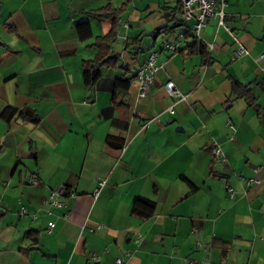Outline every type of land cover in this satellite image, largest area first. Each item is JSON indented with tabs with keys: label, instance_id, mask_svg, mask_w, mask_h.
I'll list each match as a JSON object with an SVG mask.
<instances>
[{
	"label": "crops",
	"instance_id": "1",
	"mask_svg": "<svg viewBox=\"0 0 264 264\" xmlns=\"http://www.w3.org/2000/svg\"><path fill=\"white\" fill-rule=\"evenodd\" d=\"M226 1L227 29L210 20L201 33L204 58L187 49L193 38L181 41L185 28L158 32L173 25L164 7L178 0L135 6L127 20L132 0H0V264H264V0ZM106 7L123 18L113 45L120 61L109 68L118 71L104 77H131L152 52L164 63L141 102L132 81L115 112L129 121L125 131L102 116L111 95L83 77L96 39L112 29L89 13ZM82 21L93 34L84 41L76 31ZM162 34L178 52L157 44ZM145 38L153 44L140 52ZM241 46L248 55L238 57ZM170 81L186 100L168 95ZM235 82L251 89L259 108L234 98ZM7 107L30 108L40 122L8 123ZM110 134L125 139L123 149L107 145ZM99 179L106 186L95 199ZM62 188L76 196L47 206ZM140 197L156 203L151 219L131 214ZM31 231L38 240L26 236Z\"/></svg>",
	"mask_w": 264,
	"mask_h": 264
},
{
	"label": "trees",
	"instance_id": "2",
	"mask_svg": "<svg viewBox=\"0 0 264 264\" xmlns=\"http://www.w3.org/2000/svg\"><path fill=\"white\" fill-rule=\"evenodd\" d=\"M121 11L122 10H112L110 9V7H106L101 10L92 11L89 13L93 19H96L98 21H111L112 29L105 36L98 37L96 39L94 46L98 51L97 55L93 60L85 62L83 77L84 83L87 87L91 89L96 88V90L98 91L107 92L111 95L110 105L103 109L102 116L106 121H109L113 127L125 131L129 127V121L121 120L120 118L116 117L115 112L117 108L126 106L125 101L127 96L129 95L131 83L135 79L136 73L133 72L131 77H126V75H122L121 77L116 79L106 78L103 75L104 68H116L120 61L119 55L114 52L113 45L117 39L116 31L119 27L118 20ZM164 12L167 22L172 23L173 25L171 27L169 25H165L164 27L159 29L158 32H161L163 30L166 32H172L178 28H185V31H183L181 36H184L185 38L194 39V42L189 43L187 45V49H189L191 52H194V50L198 49L201 55L206 58L207 51L204 45L200 43L201 40H198L193 34L192 27H189L187 22L184 20L182 6L179 1L174 7L165 6ZM76 31L82 41L88 40L93 36L90 21H82L76 23ZM164 35L166 36V34ZM139 47H141V42ZM139 51L141 52L142 49L140 48ZM143 64H141V67ZM233 94L236 100L239 98L246 99V101H248L250 105H255L259 108L256 103L257 100H255L251 89L243 86L241 83H234ZM258 112L259 114L261 113L260 109H258ZM17 117L34 125L40 122L39 116L34 110L30 108H24L20 110L14 107H7L1 113V118L8 123H10ZM106 143L113 149L121 150L125 145V139L123 137L114 136L110 134L106 139ZM182 178L186 180L190 184V186H193L195 188V185L190 180L185 177ZM66 189L68 192L70 191L69 188ZM67 197L70 198L69 196ZM155 212L156 203L152 200L141 197L135 199L131 209L132 215L143 220L151 219L155 215ZM37 234L38 233L31 231L28 232L26 236L31 240H38Z\"/></svg>",
	"mask_w": 264,
	"mask_h": 264
},
{
	"label": "built area",
	"instance_id": "3",
	"mask_svg": "<svg viewBox=\"0 0 264 264\" xmlns=\"http://www.w3.org/2000/svg\"><path fill=\"white\" fill-rule=\"evenodd\" d=\"M178 1L182 6V11L184 14L185 21L187 23L193 22L192 31L198 40H201V33L207 27L208 22L210 20L216 21L218 27L227 29V25L225 22V18H226L225 8L227 7L226 0H221L219 4L214 0H178ZM125 27H128V23L125 24ZM162 38H163L164 50L175 53L178 51L179 45L177 43L167 41L164 34L162 35ZM210 48L213 49V46H211ZM237 54L238 57H241L243 55H248V52L244 49V47L241 46ZM260 58H261L260 60H263L264 55L261 56ZM163 67H164V63L159 62L158 53L157 52L150 53L149 57L145 60V63L136 72V77L134 79V82L138 84V94H137L138 102H141L149 95L151 88L154 86L156 82V75L161 69H163ZM165 89L171 98H177V99L179 98L180 101L186 100V97H184L180 93L179 89L177 88L174 82L172 81L168 82L165 85ZM169 112L171 114H174V108L171 107L169 109ZM212 154L214 156V160L217 165H222L224 163V157L219 147L217 146L214 147L212 149ZM31 182L35 185L38 184V180L36 177H34ZM245 183L247 186H251V185L259 184V181L256 179H250V180L246 179ZM105 186H106V181L99 179L97 182V188L93 195L95 199H97L100 196V193ZM228 192L232 197H234L235 195L234 189H229ZM67 196L73 198L76 195L71 191L68 192L66 188L56 189L51 192V196L48 200L45 201V204L50 207L61 208L67 204V202L63 201V198ZM20 214L26 215L27 211L25 209H22ZM53 228H54V224L50 223L48 232L52 233ZM193 232L194 234L198 235L199 229L195 228ZM140 238L141 237H139V239ZM200 244L201 243L199 242L198 245ZM92 261L94 263H99L100 258L94 255L92 257ZM115 264H130V263L124 262L122 259H117L115 261ZM185 264H196V263L193 261H186Z\"/></svg>",
	"mask_w": 264,
	"mask_h": 264
},
{
	"label": "rangeland",
	"instance_id": "4",
	"mask_svg": "<svg viewBox=\"0 0 264 264\" xmlns=\"http://www.w3.org/2000/svg\"><path fill=\"white\" fill-rule=\"evenodd\" d=\"M140 1V0H139ZM138 0H132V2H130V7H129V9H128V12H127V14H126V16H125V19L127 20L129 17H131L132 16V14L134 13V11H135V6H138L137 8V10H143V9H145L149 4H151L153 7H155V5H156V0H143V2H139ZM126 4V6H127V4H129V2H126L125 3ZM172 5L171 6H176V2L174 3V2H172L171 3ZM125 6V7H126ZM154 9V8H153ZM126 10V9H125ZM140 13V12H139ZM122 14H123V11H121V13H120V18H123L122 17ZM137 16H138V14H136ZM136 17V16H135ZM134 17V18H135ZM133 18V25H135V19ZM184 20H185V18H184ZM137 25H138V23H137ZM176 30H180V28H178V29H176ZM185 31V30H184ZM179 35V33H177V36ZM183 37V36H182ZM181 37V41H183L184 40V37L182 38ZM183 39V40H182ZM166 40L167 41H169L168 40V38H166ZM170 42V41H169ZM152 44H153V41L150 39H148V40H146V38H145V40H144V43L141 45V49L143 50V51H146L147 50V48L149 47V46H152ZM157 44L158 45H163V39L162 38H159L158 40H157ZM179 44V43H178ZM117 46H119V45H117ZM116 71V73H117V71L118 70H113V69H109V68H104L103 69V74H107V73H110V74H112L113 72H115ZM113 76H115V74L113 75Z\"/></svg>",
	"mask_w": 264,
	"mask_h": 264
}]
</instances>
